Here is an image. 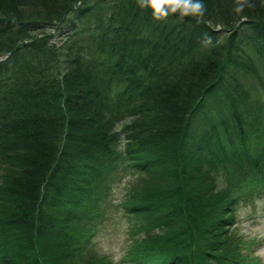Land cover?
I'll return each instance as SVG.
<instances>
[{
  "label": "trees",
  "instance_id": "obj_1",
  "mask_svg": "<svg viewBox=\"0 0 264 264\" xmlns=\"http://www.w3.org/2000/svg\"><path fill=\"white\" fill-rule=\"evenodd\" d=\"M203 3L0 0V264H74L119 170L151 179L119 205L147 211L123 264H259L229 227L264 195V0Z\"/></svg>",
  "mask_w": 264,
  "mask_h": 264
},
{
  "label": "rangeland",
  "instance_id": "obj_2",
  "mask_svg": "<svg viewBox=\"0 0 264 264\" xmlns=\"http://www.w3.org/2000/svg\"><path fill=\"white\" fill-rule=\"evenodd\" d=\"M256 124L260 125V123ZM257 144L258 142H256ZM234 147V149L240 151V154L247 155L245 153L246 149H243L241 138L236 137L234 139ZM162 152L163 155L168 154L167 151ZM212 169L216 168L213 166ZM157 170V178L166 177L163 166H159ZM260 173L263 174V170H259L256 174L259 175ZM211 174L215 180L214 191L212 192V196L215 197L218 196L220 191L225 190L227 185L222 182L219 168L212 171ZM169 179L167 177V180ZM244 179L247 183H250L251 178ZM150 180L148 172L118 171V175L113 178L109 187L103 214L96 221L95 233L81 249L74 252L72 256L75 261L74 264H123L120 260L122 257L126 258L128 256L134 241L140 236L138 232L143 227L141 218L147 211L143 209L130 213V215H125L119 205L122 201L128 200L131 195L137 194L138 196L141 192V185L144 182L149 183ZM168 182L164 181L157 185V190L154 191L155 198L163 200L167 196V189L164 186ZM149 188H153V186ZM77 228L75 233L78 232L80 236L85 231V228L79 225H77ZM229 229L235 230V234L243 240H252L254 244L248 250V253L252 256H257L259 264H264V195L256 197L252 202L240 204L235 210L234 224ZM75 242L78 245L80 243V241ZM16 246H12L14 251L18 250Z\"/></svg>",
  "mask_w": 264,
  "mask_h": 264
},
{
  "label": "clouds",
  "instance_id": "obj_3",
  "mask_svg": "<svg viewBox=\"0 0 264 264\" xmlns=\"http://www.w3.org/2000/svg\"><path fill=\"white\" fill-rule=\"evenodd\" d=\"M137 3L140 8L150 10L155 20H163L170 15L200 18L206 12L203 0H137ZM246 6H251L248 0H236L234 11L241 13ZM206 43H211V38Z\"/></svg>",
  "mask_w": 264,
  "mask_h": 264
}]
</instances>
